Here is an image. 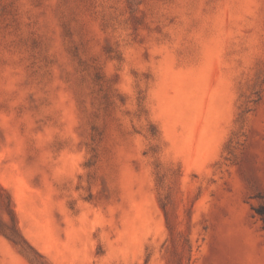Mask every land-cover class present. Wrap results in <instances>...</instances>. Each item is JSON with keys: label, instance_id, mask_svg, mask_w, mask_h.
<instances>
[{"label": "rangeland", "instance_id": "obj_1", "mask_svg": "<svg viewBox=\"0 0 264 264\" xmlns=\"http://www.w3.org/2000/svg\"><path fill=\"white\" fill-rule=\"evenodd\" d=\"M264 0H0V264H264Z\"/></svg>", "mask_w": 264, "mask_h": 264}, {"label": "trees", "instance_id": "obj_2", "mask_svg": "<svg viewBox=\"0 0 264 264\" xmlns=\"http://www.w3.org/2000/svg\"><path fill=\"white\" fill-rule=\"evenodd\" d=\"M256 213H258L259 215H264V211H262L260 209L256 210Z\"/></svg>", "mask_w": 264, "mask_h": 264}]
</instances>
